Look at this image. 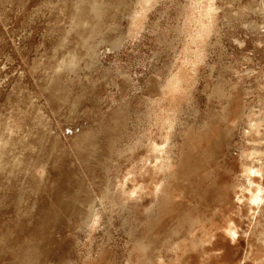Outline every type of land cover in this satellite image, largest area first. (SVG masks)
Wrapping results in <instances>:
<instances>
[{"label":"rangeland","instance_id":"1","mask_svg":"<svg viewBox=\"0 0 264 264\" xmlns=\"http://www.w3.org/2000/svg\"><path fill=\"white\" fill-rule=\"evenodd\" d=\"M0 264H264V0H0Z\"/></svg>","mask_w":264,"mask_h":264}]
</instances>
